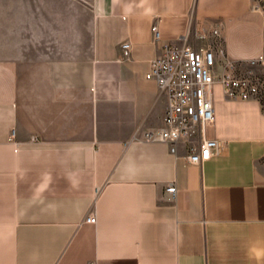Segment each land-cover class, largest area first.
Here are the masks:
<instances>
[{"label": "crops", "instance_id": "1", "mask_svg": "<svg viewBox=\"0 0 264 264\" xmlns=\"http://www.w3.org/2000/svg\"><path fill=\"white\" fill-rule=\"evenodd\" d=\"M213 30L264 76L252 0H0V264H264L262 103L215 84L198 165L199 131L141 139L167 108L150 63Z\"/></svg>", "mask_w": 264, "mask_h": 264}, {"label": "built area", "instance_id": "2", "mask_svg": "<svg viewBox=\"0 0 264 264\" xmlns=\"http://www.w3.org/2000/svg\"><path fill=\"white\" fill-rule=\"evenodd\" d=\"M151 31L157 38V27L153 26ZM185 39L184 36L178 43L164 45L161 55L150 63L145 77L153 80L158 91L165 95L167 108L163 126L144 133L141 139L168 144L174 153L180 140H187L199 131L201 141L187 157L189 163L198 165L217 155L222 147L220 141L203 136L205 127L214 122L213 86L219 84L229 100H257L264 106V76L254 71L256 61L244 65L227 60L217 30L212 31L211 43L205 47H192ZM121 50L122 58L127 59L130 44L121 43ZM166 192L173 197L174 185ZM85 221L95 223V217L89 215Z\"/></svg>", "mask_w": 264, "mask_h": 264}, {"label": "rangeland", "instance_id": "3", "mask_svg": "<svg viewBox=\"0 0 264 264\" xmlns=\"http://www.w3.org/2000/svg\"><path fill=\"white\" fill-rule=\"evenodd\" d=\"M254 6L262 13L264 17V0H252Z\"/></svg>", "mask_w": 264, "mask_h": 264}]
</instances>
